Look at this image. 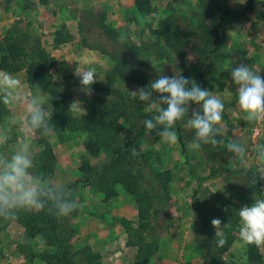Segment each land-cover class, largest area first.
<instances>
[{
    "label": "rangeland",
    "instance_id": "374dc122",
    "mask_svg": "<svg viewBox=\"0 0 264 264\" xmlns=\"http://www.w3.org/2000/svg\"><path fill=\"white\" fill-rule=\"evenodd\" d=\"M226 1L231 8L237 9L250 0ZM150 2L154 11L145 14L136 9L133 0H0V40L17 39L26 46V53L15 60L12 74L23 81L29 92L38 90L51 103L46 90L31 89L26 80L27 68L37 60L39 50L45 51L56 58V65L50 68L55 82L72 96V102L79 101L86 112L90 109L91 94L80 91L78 79L73 75L78 63L95 69L97 79L92 90L105 85V76L114 66V54L127 59L138 73L133 80L116 78L113 87L125 93L147 87L159 74H181L180 58L166 48L153 31L159 30L168 15L174 14L182 36L189 41L184 59L191 66L198 43L195 31L199 16L196 13L203 8L199 0ZM217 18L218 15L208 18L207 23L212 26ZM103 25L108 27V34ZM63 26L71 38L56 44L55 32ZM238 63H246L264 75V8L253 9L227 27L221 54L208 69L204 83V89L215 92L225 105V143L231 138L232 129H237L249 146V167H242L222 146L203 145L198 151L192 150L194 133L188 128L186 118L180 122V133L174 128L175 143H165L162 138L155 140L147 133L142 138L147 155L146 166H143L145 186L158 187L153 172H168L169 176V201L154 224L158 249L146 264H204L198 246L201 237L195 214L197 200L204 203L203 211L211 223L214 219L211 203L216 195L217 199L249 206L254 202L253 197L264 198V183L258 184L261 194L247 197L244 192L254 166L251 146L264 142V122L247 123L236 107L238 96L230 72ZM256 126L259 134L254 136ZM180 139L185 143L187 156L182 151ZM48 141L56 156L54 173L48 178L59 184L66 185L79 178V166L83 161L96 164L104 157L103 154L92 157L87 153L84 129L54 132ZM32 144L34 172L41 175L37 165L41 146L36 135L32 137ZM72 194L78 203L77 214L67 218L75 230L69 240L72 249L90 245L100 255L99 264H134L137 248L126 245L125 228L126 225L136 226L139 221L134 196L121 186L117 187V195L109 200H103V194L90 186L78 185ZM215 232L211 224L210 234L215 235ZM28 245L34 252L54 250L40 237L25 240L20 223L0 220V264H27ZM260 252L264 259V247ZM222 257L227 264H248L245 244L239 234ZM32 264L48 263L36 257Z\"/></svg>",
    "mask_w": 264,
    "mask_h": 264
},
{
    "label": "trees",
    "instance_id": "16d2710c",
    "mask_svg": "<svg viewBox=\"0 0 264 264\" xmlns=\"http://www.w3.org/2000/svg\"><path fill=\"white\" fill-rule=\"evenodd\" d=\"M203 8L196 13L199 16L196 25L198 43L195 46V62L188 65L184 59V51L189 41L182 36L177 18L174 14L168 15L163 26L154 30L162 39L166 48L180 58L182 74L193 78L204 88L208 69L220 56L223 48V35L227 27L234 21L241 19L253 9L264 8V0H250L240 8H231L226 0H199ZM134 6L140 12L150 14L154 11L150 0H133ZM218 15L217 21L210 26L207 23ZM105 33L108 27L103 25ZM108 34V33H107ZM108 36V35H107ZM71 38L64 26L55 32L56 44L63 43ZM111 38V37H110ZM26 53V46L17 39L6 38L0 40V70L13 73L15 60ZM114 66L106 74L105 85L95 86L89 100L90 109L79 116L67 112L72 102V96L65 92L56 82L50 72V68L56 65V58L43 50H39L37 60L26 70L27 84L31 89L39 88L49 93L53 106L52 123L55 132L64 130L86 131L85 150L92 157L104 155L96 164L83 161L79 166L81 175L73 182L66 184L71 193L78 185L90 186L92 189L103 194V200H109L117 195V187L121 186L125 191L134 196L139 211V221L136 226L126 225V245L137 248L135 263L146 264L158 249L154 224L162 216L163 209L169 201L168 172L165 174L153 172L158 187L152 185L146 187L144 182L143 166H146L147 155L142 147V138L147 133L155 140L160 139L155 133H149L144 127L143 121L150 119L154 114L145 112L144 103L132 94L122 92L113 87L117 77L124 80L137 78L136 69L129 61L118 55H112ZM4 110L0 107V116ZM180 122L175 129L180 133ZM38 144L41 146L37 165L41 176L50 177L54 173L56 156L48 138L36 134ZM182 151L187 156L186 146L180 139ZM135 148L140 154L132 155ZM245 196L261 194L258 184H248L244 188ZM212 199L211 215L222 221L221 233L226 240L224 246H217L215 235L211 232V223L203 211L204 203L196 201L195 214L200 233L198 246L204 264H227L223 259L224 253L234 242L239 234L240 220L238 208L242 204H232L221 198ZM72 198L73 194H72ZM77 208L69 216H75ZM66 217H56L46 210H34L21 213L15 220L24 228V239L40 237L46 246L53 248V252L42 250L34 252L30 248L28 263L40 257L48 264H99L100 255L95 253L90 245H85L73 250L70 237L75 232ZM248 264H264L260 248L255 245H245Z\"/></svg>",
    "mask_w": 264,
    "mask_h": 264
},
{
    "label": "clouds",
    "instance_id": "9594fccd",
    "mask_svg": "<svg viewBox=\"0 0 264 264\" xmlns=\"http://www.w3.org/2000/svg\"><path fill=\"white\" fill-rule=\"evenodd\" d=\"M80 91L91 94L97 75L94 68L79 63L73 71ZM231 81L236 86V107L249 124L264 122V75L258 74L246 63L232 67ZM134 99L146 104L145 112L155 114L142 123L149 133H155L165 143H175L174 130L178 121L187 119V126L194 133L192 150L203 145L222 146L233 154L242 167H249V146L232 129L231 138L225 143L227 129L223 125L225 105L215 92L202 88L195 79L181 74H159L147 87L131 91ZM195 105V107H193ZM0 220L15 221L21 213L46 210L56 217L69 216L78 207L70 189L63 184L37 175L34 172L35 152L32 137L39 134L51 137L55 132L52 123L53 106L40 91L29 92L21 79L0 70ZM68 112L74 116L86 112L79 101L70 103ZM10 147V150H5ZM133 148L132 155L139 156ZM254 166L249 183H264V142L251 146ZM253 203L238 208L239 238L245 245L264 247V198L253 197ZM216 229L217 246L226 243L220 228L222 221H211Z\"/></svg>",
    "mask_w": 264,
    "mask_h": 264
},
{
    "label": "built area",
    "instance_id": "2783aa9c",
    "mask_svg": "<svg viewBox=\"0 0 264 264\" xmlns=\"http://www.w3.org/2000/svg\"><path fill=\"white\" fill-rule=\"evenodd\" d=\"M258 134H259V127L256 126V127L254 128V136H257Z\"/></svg>",
    "mask_w": 264,
    "mask_h": 264
}]
</instances>
